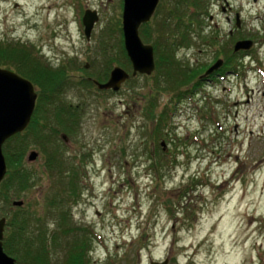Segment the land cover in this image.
I'll use <instances>...</instances> for the list:
<instances>
[{
	"label": "rangeland",
	"instance_id": "374dc122",
	"mask_svg": "<svg viewBox=\"0 0 264 264\" xmlns=\"http://www.w3.org/2000/svg\"><path fill=\"white\" fill-rule=\"evenodd\" d=\"M88 9L99 15L90 38ZM122 16L123 0H0V46L30 49L46 70L7 58L49 113L47 128L7 147L25 142L12 170L33 173L31 185L9 194L24 201L29 229L47 231L37 263L76 264L82 253V264H264V0H160L140 27L155 71L100 90L92 80L115 66L132 73ZM242 40L249 53L235 52ZM218 60L223 74L199 84ZM60 171L73 193L58 191ZM8 209L0 197L9 220L19 208Z\"/></svg>",
	"mask_w": 264,
	"mask_h": 264
},
{
	"label": "water",
	"instance_id": "95a60500",
	"mask_svg": "<svg viewBox=\"0 0 264 264\" xmlns=\"http://www.w3.org/2000/svg\"><path fill=\"white\" fill-rule=\"evenodd\" d=\"M160 0H123L122 30L124 45L127 55L132 63L133 71L129 73L120 66H115L109 79L101 83L94 80L99 89H111L119 91L122 85L131 77L138 74L151 75L156 69L154 47L143 42L140 36L142 24L149 23L154 15ZM99 20L96 10H86L83 16L84 33L91 37L94 25ZM253 42L251 40L238 41L235 52L249 50ZM223 61L218 60L203 75L206 76L219 68ZM88 66V65H87ZM38 94L34 83L18 74L14 70L0 67V184L8 172V164L4 153L5 143L13 136L23 133L31 124L35 112ZM66 139L67 136L63 135ZM38 152L31 151L28 159L36 160ZM15 206H23V200H15ZM7 218H0V264H21L9 255L4 249L5 229ZM151 264H169L166 259L163 262L153 261Z\"/></svg>",
	"mask_w": 264,
	"mask_h": 264
},
{
	"label": "trees",
	"instance_id": "16d2710c",
	"mask_svg": "<svg viewBox=\"0 0 264 264\" xmlns=\"http://www.w3.org/2000/svg\"><path fill=\"white\" fill-rule=\"evenodd\" d=\"M120 30H121V28H120ZM184 38H186V37H184ZM179 43H184V41H180ZM122 44H123V41H122ZM22 47L23 46H20L17 44L15 47L0 46V66L3 68L4 67L8 68L9 65L13 64V62L10 64V61L7 58H12V59L14 58L22 66H24L25 69L28 68L30 70H33V72H34L33 75L43 74L44 73L43 71L45 69L43 68V65L40 63V61L35 59L36 56L34 57L32 55V52L30 49H26V48H22ZM123 51L125 52L127 59H129L125 47H123ZM166 55H167L166 65H172V66L175 65L176 63L171 58V53L167 52ZM5 56H6V58H5ZM28 64H30V65H28ZM176 68L177 67H175V69ZM166 70H167V67H166ZM221 71H222V69H221ZM56 91L57 90L52 88L50 90V93H48L49 95H47V98L52 100V101L56 100V98L58 97L57 94L59 93ZM44 105H45V103L39 105V102H38V104H36L35 112L33 114L32 121H31V124L28 127V129L29 128L32 129L33 127H35L36 130L38 129V131L41 132L42 129L48 127V124L46 123L45 118H48L49 113L46 114V109H45ZM59 113H60V110H59L58 114ZM41 117L44 120H41ZM57 130H58V128L54 129L53 132L56 133ZM26 131L11 137L4 145V149L6 150V158H7V164H8L9 169H8V172H7L5 179L0 184V197H6V199H7V204L9 206L7 213H10L12 211L13 207L15 206L13 204L14 201L18 200V199H15L16 196H18V194H9L10 188L16 189L17 191H23L24 189H27L31 185L29 180H31L33 173H31L27 169L16 170V171L12 170V168H14L16 165L15 163L19 162L24 157L25 142L22 140H19V145L13 151H10L9 149L7 150L9 143L15 139L21 138L23 136V134L26 133ZM36 137H37L36 139L41 140L42 139L41 133ZM48 140H49V138L43 139L41 144L43 146L48 144L50 142V141L48 142ZM7 151H8V153H7ZM61 173H62L61 176L58 177V179H59L58 184H57V185H59L58 191L61 192V189H63L64 193H66V194L73 193V191L71 190L74 187L73 175L70 173H67L68 175H64L63 172H61ZM60 185H62V186L60 187ZM65 203H66L65 201H62V204H65ZM50 204H51V202H50ZM16 207H18L19 210L15 213L14 216H12L11 218L9 217V220L7 219L6 227L11 226L12 230L10 231L11 233L9 234V236L4 238V249L9 255L15 257L17 259V261L20 263H23V264H41V263H37L39 261V258H40L39 255L38 254H37V256L34 255L33 251L34 250L36 251L38 249L37 252L42 253L44 256H47L46 247H44V243L48 239L47 231H46V229L45 230L41 229V227L38 225V223L36 225L37 229H35V231H34V229H32V230L29 229L31 227V225H33V224H32V220L29 218V216H28V214L24 208V205L23 206H16ZM51 207L54 208L52 204H51ZM67 213H69V212L66 211V215H67ZM63 214H64V211H63ZM6 216H7V214H6ZM0 218H1V215H0ZM34 219L37 222L42 220L36 216L34 217ZM68 230H70V227L67 225V228H64V231L68 232ZM35 233H38V234L33 235ZM56 236L53 234L51 236V239H53V238L56 239ZM36 246H39V247H36ZM83 257L84 258H82V253H80V257L76 255V257H74L75 263L76 264H80V263L82 264L83 259H85V257H86V254H83Z\"/></svg>",
	"mask_w": 264,
	"mask_h": 264
},
{
	"label": "flooded vegetation",
	"instance_id": "af4514ba",
	"mask_svg": "<svg viewBox=\"0 0 264 264\" xmlns=\"http://www.w3.org/2000/svg\"><path fill=\"white\" fill-rule=\"evenodd\" d=\"M219 74H223L222 72H220V71H217V72H212V73H210V74H208V75H206V76H201L200 77V80L201 81H199L198 83L199 84H201V83H209V82H212V81H214V79L216 78V77H218L219 76ZM221 76V75H220ZM197 88H202V87H197ZM105 91H113V90H105ZM115 92V91H114ZM192 94V95H191ZM190 95L191 96H193V93H191Z\"/></svg>",
	"mask_w": 264,
	"mask_h": 264
},
{
	"label": "bare ground",
	"instance_id": "6f19581e",
	"mask_svg": "<svg viewBox=\"0 0 264 264\" xmlns=\"http://www.w3.org/2000/svg\"><path fill=\"white\" fill-rule=\"evenodd\" d=\"M239 62V61H238ZM198 90H202V88H196V90L193 92V94L195 93V92H197ZM191 96V95H190Z\"/></svg>",
	"mask_w": 264,
	"mask_h": 264
}]
</instances>
